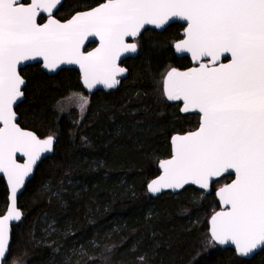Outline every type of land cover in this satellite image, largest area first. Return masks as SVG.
I'll list each match as a JSON object with an SVG mask.
<instances>
[{"label":"snow or ice","instance_id":"1","mask_svg":"<svg viewBox=\"0 0 264 264\" xmlns=\"http://www.w3.org/2000/svg\"><path fill=\"white\" fill-rule=\"evenodd\" d=\"M62 3L0 0V173L10 188L7 214L0 217V261L8 259L9 222L22 219L17 193L57 139L55 134L38 138L16 123L14 106L26 84L19 67L38 59L49 72L78 65L89 92L97 85L112 89L127 72L118 66L119 58L138 51V42L127 38L138 40L145 26L162 29L173 20L186 22L175 51L189 53L197 66L171 68L162 81L163 96L182 102L183 113H198L199 125L171 137V158L160 162L163 174L148 184V192L188 184L208 190L214 179L234 174L216 193L222 210L211 217L207 244L232 245L242 258L264 250V0H104L66 22L53 15ZM45 13L46 22L39 23ZM89 37L98 38L99 46L84 52ZM61 103L78 108L83 118L90 98L72 92L58 107ZM17 153L27 157L23 164ZM101 258L107 264L105 254ZM137 259L146 264L145 256ZM96 260L90 257L89 264Z\"/></svg>","mask_w":264,"mask_h":264},{"label":"trees","instance_id":"2","mask_svg":"<svg viewBox=\"0 0 264 264\" xmlns=\"http://www.w3.org/2000/svg\"><path fill=\"white\" fill-rule=\"evenodd\" d=\"M102 1L63 0L56 16L65 19ZM182 27L173 22L161 31L144 29L136 55L121 62L126 75L112 89L86 91L74 68L48 74L32 63L20 69L26 84L15 107L18 123L57 139L17 196L23 215L11 226L6 264L23 257L26 264H89L90 257L105 264L101 254L107 264H140V256L146 264H264V250L242 258L230 247H204L212 193L192 185L154 197L147 191L157 163L170 156L172 134L198 123L197 114L181 113L180 102L167 101L161 87L170 67L191 64L172 47ZM75 91L89 94L83 118L75 107L57 109ZM7 193L0 178V214Z\"/></svg>","mask_w":264,"mask_h":264},{"label":"water","instance_id":"3","mask_svg":"<svg viewBox=\"0 0 264 264\" xmlns=\"http://www.w3.org/2000/svg\"><path fill=\"white\" fill-rule=\"evenodd\" d=\"M102 2H104V0L102 1ZM102 2H100V3H102ZM100 3H98V4H96V5H94V6H92V7H90V8H88V9H84V10H80V11H76V12H74L70 17H68L67 19H65V20H59V21H61V22H66L67 20H69V19H71V17L74 15V14H76V13H78V12H82V11H86V10H90L91 8H94V7H96V6H98ZM55 12V11H54ZM54 14V13H53ZM41 15H43V16H45L46 18L43 20V21H38L39 23H45L46 22V19H47V14L45 13V14H41ZM40 17V16H39ZM38 17V18H39ZM56 18V17H55ZM57 19V18H56ZM173 22H178V23H180V24H182L183 25V28H182V30H181V35H182V37H180L178 40H176V41H174L173 42V45H172V47H173V51H174V53L176 54V56H187L189 59H190V62L192 63L190 66H188V67H186V68H177V67H175V66H172V67H170L166 72H165V74L163 75V77H162V81H163V78H164V76L166 75V73L169 71V70H171V68H176L178 71H187L189 68H192V67H195V66H197L196 64H195V62L192 60V58H191V55L189 54V53H178V52H176L175 51V47H174V45H175V43H177V42H179V40H181V39H183V29H184V27H186V22H184V21H180V20H173V21H171V22H169V24L170 23H173ZM168 25V24H167ZM167 25H165L162 29H156L154 26H151V25H147V26H145V29L146 28H152V29H155V30H157V31H161V30H163ZM143 31V30H142ZM127 40H128V42H135L134 40H133V38H127ZM91 42H95V45L93 46V47H91V48H88V49H86V46L89 44V43H91ZM99 46V40H98V38H95V37H89L86 41H85V44H84V46H82V51H84V52H88V51H92L94 48H96V47H98ZM137 53V52H136ZM136 53H127V54H124L123 56H121L120 58H119V60L117 61V63H118V66H120V67H124V66H122V64H121V62L127 57V56H135L136 55ZM229 59H230V57H229ZM224 62H227V61H224ZM32 63H39L40 64V67H41V69L43 70V71H45L46 73H48V74H54V73H56L59 69H61V68H74V69H76L78 72H79V75H80V82H81V84H82V80H81V71H80V68H79V66L78 65H68V64H64V65H61L60 66V68H58L55 72H49L47 69H44L43 68V66H42V64H43V62L41 61V60H35V61H28V62H25V64L24 65H22V66H20L19 67V73H20V69L21 68H23L24 66H26V65H28V64H32ZM125 68V67H124ZM127 73V72H126ZM126 73L124 74V75H122V76H119L118 77V79L120 80L122 77H124L125 75H126ZM20 75H21V73H20ZM22 76V75H21ZM22 78H23V76H22ZM24 79V78H23ZM25 80V79H24ZM82 86H83V84H82ZM161 86H162V91H163V84L161 83ZM24 86H22V88H23ZM83 88H84V86H83ZM85 89V88H84ZM108 90V88H105L103 85H97L95 88H93L91 91H95V90ZM85 90H87V89H85ZM88 91V90H87ZM23 99V98H22ZM22 101V100H21ZM170 102H177V101H170ZM178 102H180V101H178ZM19 103V102H18ZM17 105H15L14 106V111H15V107H16ZM183 106V104H182V102H180V107H179V109H181V107ZM16 112V111H15ZM181 112V111H180ZM181 113H183V112H181ZM16 115H17V120H16V123L20 126V124L18 123V114L16 113ZM199 125V124H198ZM0 127H2V125H0ZM21 127V126H20ZM198 127V126H197ZM196 127V128H197ZM22 129H24V130H27V131H31V132H33L34 134H36L33 130H31V129H28V128H23V127H21ZM195 128V129H196ZM195 129H192V130H195ZM188 131H190V130H188ZM188 131H185V132H182V133H174V134H172V136L173 135H176V134H184V133H186V132H188ZM37 135V134H36ZM38 136V135H37ZM171 136V137H172ZM47 137V136H46ZM46 137H40V136H38V138H46ZM171 137H170V140H169V142H170V150H171V153H170V156H168V157H166V158H164V159H161L159 162H158V170H159V172H158V174H156L154 177H152L148 182H147V184H146V187L148 186V184L149 183H151V181L152 180H154V179H157L159 176H161L162 174H163V169H161L160 168V162L162 161V160H166V159H170L171 158V154H172V145H171ZM52 153V152H51ZM51 153H46V154H44L43 155V157L41 158V160L43 159V158H45V157H47V156H49ZM16 160H17V163H20V164H23L25 161H26V159H27V157H24V156H22L21 154H19V153H17L16 154ZM40 161H38V163H39ZM37 163V164H38ZM35 167H36V165L34 166V169H33V172L28 176V177H26L25 178V183L28 181V179H30L31 177H32V175H33V173H34V170H35ZM0 178H2L3 179V182L5 183V185H6V188H7V191H8V193H7V206H6V210L4 211V213H2V214H0V217H2L3 215H6L7 214V209H8V207H9V204H10V200H9V197H10V188H9V185H8V182H7V178L2 174V173H0ZM230 183V182H229ZM25 185V184H24ZM189 185H192V184H188V185H185V186H189ZM184 186V187H185ZM194 187H196V188H198V189H200L197 185H193ZM24 187V186H23ZM23 187L18 191V193H17V196H18V194L22 191V189H23ZM183 187V188H184ZM222 187V186H221ZM220 188V187H219ZM218 188V189H219ZM182 189V188H181ZM181 189H178V190H172V189H162V191L160 192V193H162V192H165V191H170V192H172V193H176V192H178V191H180ZM210 189H211V182H210V186H209V189L208 190H204L205 192H209L210 191ZM218 189H217V191H218ZM201 190V189H200ZM147 191H148V188H147ZM217 191H216V193H217ZM149 193V192H148ZM160 193H158V194H156V195H153V194H151V193H149L150 194V196H152V197H154V196H157V195H159ZM217 196V195H216ZM16 206H17V198H16ZM17 209L20 211V209L17 207ZM220 211V210H219ZM217 212V211H216ZM214 213L215 212H213V213H211V215L209 216V218H208V234H209V236H210V220H211V217H212V215H214ZM18 221H10L9 222V227H10V236H11V232H12V228H11V226L12 225H14V224H16ZM218 246H220L221 248H224V247H232L234 250H235V248H234V246H232V245H223V246H221V245H218ZM236 253V252H235ZM237 255V254H236ZM252 256V255H251ZM250 256V257H251ZM0 264H3V261H0Z\"/></svg>","mask_w":264,"mask_h":264},{"label":"flooded vegetation","instance_id":"4","mask_svg":"<svg viewBox=\"0 0 264 264\" xmlns=\"http://www.w3.org/2000/svg\"><path fill=\"white\" fill-rule=\"evenodd\" d=\"M59 8V7H58ZM86 9H88V8H86ZM84 10V9H83ZM78 11H80V10H78ZM76 12V11H75ZM56 13H57V10H55V12H54V17H56L57 19H59V20H65V19H67V18H65V19H60V18H58L57 16H56ZM40 16H43V15H40ZM71 16V15H70ZM69 16V17H70ZM46 17L45 16H43L42 17V20L41 21H43L44 19H45ZM38 21H39V18H38ZM40 21V22H41ZM183 28V27H182ZM182 30V29H181ZM180 37H182V35H181V32H180ZM179 37V38H180ZM179 38H177V39H175V40H173L172 41V44H173V42L174 41H176V40H178ZM134 40V39H133ZM135 42H137L136 40H134ZM91 44H93V46L95 45V42H91V43H89L87 46H86V49H88V48H90V45ZM93 46H91V47H93ZM138 52V51H137ZM191 63V62H190ZM192 64V63H191ZM190 64V65H191ZM92 92V91H91ZM190 113H194V112H190ZM194 114H197L198 115V123H197V125L194 127V128H192V129H195L197 126H198V124H199V114L198 113H194ZM21 126V125H20ZM21 127H23V126H21ZM23 128H25V127H23ZM192 129H189V130H192ZM40 137H44V136H40ZM235 177H234V174H225L223 177H221V178H216V179H214L212 182H211V189H210V191L207 193V192H205L203 189H201L203 192H205L206 194H209V193H212V195H213V198H214V200H215V206H214V209H213V212H216V211H219V210H222V206H221V203H220V201H219V199H218V197L216 196V191H217V189L219 188V187H221V186H223L224 184H226V183H229V182H231V180L232 179H234ZM212 212V213H213ZM207 227H208V222H207ZM208 230V229H207ZM218 246V245H217ZM218 247H220V246H218ZM230 248H232V247H230ZM233 249V248H232ZM233 251L235 252V250L233 249ZM261 251V250H260ZM257 252H259V251H257ZM256 252V253H257ZM236 254V253H235ZM254 255V254H253Z\"/></svg>","mask_w":264,"mask_h":264},{"label":"rangeland","instance_id":"5","mask_svg":"<svg viewBox=\"0 0 264 264\" xmlns=\"http://www.w3.org/2000/svg\"><path fill=\"white\" fill-rule=\"evenodd\" d=\"M137 42H138V44H139V40H136ZM173 45V44H172ZM161 83H162V79H161ZM87 91V90H86ZM76 93H82L83 95H85V96H87V97H89V94L88 93H86V92H83V91H75ZM72 93V92H71ZM70 94V93H69ZM68 94V95H69ZM67 95V96H68ZM66 96V97H67ZM66 97H64V98H62L59 102H61L62 100H64ZM180 107V106H179ZM61 108H63V109H65V110H67V109H69L70 107H69V105L68 104H63V103H61V104H59V107H58V104H57V109L59 110V111H61L60 109ZM77 109V111H78V116H79V118L81 117V115H80V113H79V109L78 108H76ZM64 110V111H65ZM180 110V109H179ZM157 167H158V163H157ZM213 212V211H212ZM211 212V213H212ZM210 216V215H209ZM209 216H208V218H209ZM207 222H208V220H207ZM207 225V224H206ZM207 229H208V227L206 228V232H207V234H206V236H205V243H204V247H208L209 249H215V248H217V245H212V246H209L208 244H207V240L210 238V236H209V234H208V231H207ZM11 264H13V261L11 262Z\"/></svg>","mask_w":264,"mask_h":264}]
</instances>
